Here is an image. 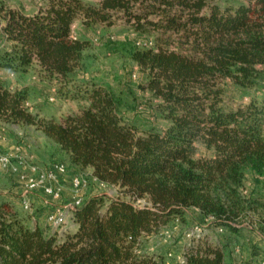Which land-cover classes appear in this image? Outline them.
<instances>
[{
    "label": "trees",
    "instance_id": "trees-1",
    "mask_svg": "<svg viewBox=\"0 0 264 264\" xmlns=\"http://www.w3.org/2000/svg\"><path fill=\"white\" fill-rule=\"evenodd\" d=\"M0 12V121L35 127L119 193L90 196L74 212L78 229L60 241L30 227L0 192V264H163L140 252L141 239L190 209L238 231L233 223L251 209L241 195L245 172L264 175V99L232 106L224 82L248 88L264 77V0H49L32 15ZM78 20L88 27L120 20L136 35L131 57L161 102L165 131L140 133L107 89L75 85L89 45L72 35ZM33 66L58 80L61 94L83 93L88 107L62 122L33 114L26 95L2 82L4 71ZM197 143L207 156H198ZM186 259L229 264L211 244L190 249Z\"/></svg>",
    "mask_w": 264,
    "mask_h": 264
},
{
    "label": "rangeland",
    "instance_id": "rangeland-1",
    "mask_svg": "<svg viewBox=\"0 0 264 264\" xmlns=\"http://www.w3.org/2000/svg\"><path fill=\"white\" fill-rule=\"evenodd\" d=\"M82 1L86 4L95 2V0ZM217 1L226 5L241 0ZM48 2L49 0H0V9L13 8L32 15L45 8ZM2 16L3 13L0 12V18ZM72 35L89 44L84 51L81 68L73 76L76 86L97 85L107 89L116 98L123 120L134 125L140 133L150 130L162 132L169 127L170 123L158 110L160 100L154 98L147 89L146 73L131 57L136 35L122 21L119 20L111 27L100 23L88 27L78 20L72 26ZM153 40L154 37H149L145 39V44H151ZM0 46L2 48L5 46L1 38ZM2 76V82L7 88L21 91L26 95L27 107L40 118L62 122L67 116L79 114L88 107L83 93L78 97V93L61 94L59 81L48 79L37 66L23 73L4 71ZM224 83L225 100L232 106L247 104L252 100L261 102L264 99V77H261L255 86L248 88L236 86L230 80ZM0 122V132L2 129L6 130L10 144L19 147L25 145L29 149V156H35L25 160L46 170L58 163L67 167V173L60 179L63 195L57 202L58 205H68L73 201L72 178L75 175H82L89 182L88 187L79 193L83 201L100 193H106L114 198L119 196L115 186L97 181L91 169H82L73 165L68 154L35 127ZM197 147L198 156L208 155L204 145L197 143ZM0 150L10 153L1 148ZM25 175L36 176L29 170ZM14 182L9 172L3 173L0 170V192L9 195L11 189L17 187L16 198L9 197L16 208L26 214L29 226L33 228L40 225L48 234L56 235V231L48 224L47 219L49 212L57 204L45 203L42 195H38L36 198H31V211L25 210L23 191L18 190L19 184L15 185ZM241 195L247 200L251 209L247 217L233 223L238 231L223 225L214 226L211 217H203L200 211L190 209L184 219L176 218L160 232L142 237L140 252L161 256L163 264H181L179 258L186 257L190 249L211 244L225 250L229 264H264V175L248 169L245 172ZM43 202L48 205H43ZM75 224L73 219L69 221L68 232H73ZM220 228L223 230L220 231ZM170 253L173 254L172 257L169 256Z\"/></svg>",
    "mask_w": 264,
    "mask_h": 264
},
{
    "label": "built area",
    "instance_id": "built-area-1",
    "mask_svg": "<svg viewBox=\"0 0 264 264\" xmlns=\"http://www.w3.org/2000/svg\"><path fill=\"white\" fill-rule=\"evenodd\" d=\"M22 148H17L16 154L5 153L0 150V167L4 170L12 169L14 162H21L25 167L35 174V177L23 175L24 180V194H23V206L25 210L31 211V198L34 193L42 190L44 195L52 198V200L59 202L62 199L63 187L60 184V176L67 173V167L58 163L51 169H41L38 165L31 163L23 159ZM89 185L88 180L82 175H75L72 178V190L74 198L68 205H58L53 208L48 214V224L54 228L58 238H63L68 233V224L71 219L74 220L75 210L83 204V198L79 193L83 192ZM198 230V229H197ZM223 228H220L222 231ZM170 257L173 254H169ZM181 264H186L187 259L184 256L179 258Z\"/></svg>",
    "mask_w": 264,
    "mask_h": 264
},
{
    "label": "crops",
    "instance_id": "crops-1",
    "mask_svg": "<svg viewBox=\"0 0 264 264\" xmlns=\"http://www.w3.org/2000/svg\"><path fill=\"white\" fill-rule=\"evenodd\" d=\"M13 75V74H12ZM1 123V122H0ZM21 148H22V153H21V155H22V157H23V159H29V157H32V158H35V156H29V154H28V148H26V146L25 145H23V146H20ZM29 147H30V145H29ZM0 148L2 149V150H4V151H7V152H10V153H13V154H16V152H17V148H19V146L18 145H13V144H10V139L7 137V132H6V130L5 129H2V132H0ZM23 164L21 163V162H19V161H17V162H15L14 164H13V166H12V169H10V170H4V169H2V168H0V170H1V172H6V173H10L11 175H12V178L14 179V184L16 185V184H19V188H18V190L19 189H21V191H23L22 193L24 194V180L22 179V176L23 175H25V173H28V169L26 170V167L24 166H22ZM64 175H61L60 176V179H62V177H63ZM16 189H17V187H15V188H12L11 189V193L8 195V196H12V197H14V198H16V195H15V192H16ZM38 195H42V197H43V199L45 200V203H49V202H52L54 205H55V203L56 204H58L56 201H54V200H52V198H50V197H47V196H45L44 195V193H43V191L42 190H39V191H37L36 193H34L33 194V196L32 197H38ZM21 199H22V197H21ZM43 205H48V204H44V202H43ZM196 210H198V209H196ZM199 211V210H198ZM201 213V212H200ZM35 227H40V225H37V226H35ZM35 227H33V228H35ZM41 228V227H40ZM42 229V228H41ZM78 229V225L77 224H75V226H74V230H73V232H68L67 234H70V233H74L76 230ZM47 235H53V234H48L44 229H42ZM66 237V236H65ZM65 237H63V238H59V240L60 241H63L64 239H65Z\"/></svg>",
    "mask_w": 264,
    "mask_h": 264
}]
</instances>
